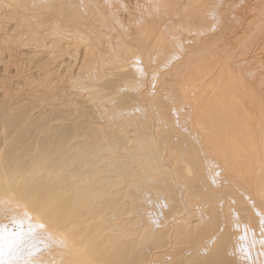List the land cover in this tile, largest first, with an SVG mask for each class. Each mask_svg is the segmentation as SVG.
<instances>
[{"label": "bare ground", "instance_id": "bare-ground-1", "mask_svg": "<svg viewBox=\"0 0 264 264\" xmlns=\"http://www.w3.org/2000/svg\"><path fill=\"white\" fill-rule=\"evenodd\" d=\"M0 66V264H264V0H0Z\"/></svg>", "mask_w": 264, "mask_h": 264}, {"label": "rangeland", "instance_id": "rangeland-1", "mask_svg": "<svg viewBox=\"0 0 264 264\" xmlns=\"http://www.w3.org/2000/svg\"><path fill=\"white\" fill-rule=\"evenodd\" d=\"M0 68H1V66H0ZM27 74H28V72H27ZM15 74H13V76H14ZM18 78V79H17ZM16 82H15V81ZM23 78H21V77H13V79H12V87H13V85L15 86V88H16V86H18V87H21V88H23L22 90H28L29 89V87H27V86H25L24 87V83H23ZM0 81H2V73H0ZM20 81H22V82H20ZM14 114H16V112L14 113ZM36 116V115H35ZM34 119L35 118H30L29 120H28V122L27 123H32L33 121H34ZM32 120V121H31Z\"/></svg>", "mask_w": 264, "mask_h": 264}]
</instances>
